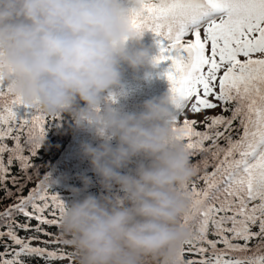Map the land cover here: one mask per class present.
<instances>
[{"label":"clouds","instance_id":"clouds-1","mask_svg":"<svg viewBox=\"0 0 264 264\" xmlns=\"http://www.w3.org/2000/svg\"><path fill=\"white\" fill-rule=\"evenodd\" d=\"M143 36L128 0H0V74L12 94L67 114L99 140L81 150L102 191L66 204L60 226L79 264H183L181 247L193 237L182 218L195 172L172 124V95L146 100L139 112L104 103L127 95L125 65L137 73L157 67L149 48L130 44ZM82 180L78 195L92 183Z\"/></svg>","mask_w":264,"mask_h":264},{"label":"snow or ice","instance_id":"snow-or-ice-1","mask_svg":"<svg viewBox=\"0 0 264 264\" xmlns=\"http://www.w3.org/2000/svg\"><path fill=\"white\" fill-rule=\"evenodd\" d=\"M128 4L136 32H151L158 38L154 63H169L164 74L176 109L173 127L183 131L190 154L201 157L195 167L201 171L204 187L185 186L192 209L182 223L191 232L196 225L197 232L181 247L183 264H264V0H128ZM189 35L194 38L186 39ZM189 106L194 114L221 107L231 115L205 116V130L198 131V121L185 115ZM21 107L26 116L19 114ZM47 128L43 112L15 97L0 74V191L5 198L16 197L0 212V229H4L0 240L6 236L11 241L0 252V264H25L24 257L51 264L73 255L33 245L68 244L47 230L61 228L66 211L61 196L49 192V176L28 195L22 194L21 185L32 179L29 170L37 168L31 158L42 147ZM25 132L29 155L21 143ZM7 139L14 141L12 147L5 143ZM17 162L21 177L11 173ZM18 216L24 217L23 223ZM17 230L51 239L21 237ZM209 234L217 239H208ZM253 239L257 244L250 247ZM221 244L223 248L218 247ZM186 253L198 258L185 260Z\"/></svg>","mask_w":264,"mask_h":264},{"label":"trees","instance_id":"trees-1","mask_svg":"<svg viewBox=\"0 0 264 264\" xmlns=\"http://www.w3.org/2000/svg\"><path fill=\"white\" fill-rule=\"evenodd\" d=\"M157 39L153 33L146 32L139 44L135 42H130L133 47H146L149 48L151 54L156 57L159 55V46L157 44ZM169 67V63H161L155 68L142 69L139 73L135 72L127 65L124 66V84L127 88V95L118 97L117 100L113 101L110 98H106L104 101L105 104H113L114 107L120 108L125 112H139L143 108V104L146 100L152 98L162 97L165 94H171V84L167 79V76L164 74ZM145 72L150 73L147 79L144 78ZM21 116L27 115V110L21 107L19 110ZM46 117L48 122L47 136L46 139L41 141L42 147L37 150V155L31 158V163L37 166L34 170H29V174L32 175L31 181H24L21 185L23 187V195H28L29 191L33 188H36L42 180H44L45 175L49 176L50 180L54 183L49 186L50 193H58L61 198L65 201L66 204L70 205L76 199H82L87 194L100 195L102 189L99 183V177L93 171L90 161L84 157L81 150V145L84 143L98 144L99 140L95 136L94 129L92 128H78L75 125V122L67 114L62 115H50L47 112L41 110ZM176 112V109H175ZM231 115L230 112H222L220 109L214 112H210L208 116H217V115ZM186 115V113H185ZM186 117L189 118L187 115ZM184 116L180 117L182 124ZM236 122H234L235 124ZM198 131H204L205 126H196ZM235 135V133H234ZM25 136H21V143L25 144ZM12 147L14 141L7 139L5 141ZM113 145L115 146L117 141L112 140ZM210 142H206V145ZM224 141L221 140V146H224ZM25 155H29L27 152V144H25ZM4 159L7 161L8 153L4 154ZM201 160L200 156H192L191 161L194 167L195 175L192 177L191 182L188 184L189 188L193 184L197 188H203L204 183L200 180L201 171H199L195 166L198 161ZM211 163V161H210ZM134 167V166H133ZM209 171L212 169L209 168ZM127 171V170H125ZM11 173L16 177H21L24 174L20 171L18 162L11 166ZM87 176L91 178V185L88 187L87 191H81L79 195L74 191V189H84V183L82 177ZM7 187L12 189L13 192H16V188L8 183ZM16 202V197L5 198V193L0 191V212H3L7 207ZM16 219L23 223L24 217L18 216ZM32 225H36V221L33 220ZM230 226V225H226ZM4 230V229H0ZM48 231L61 235L63 240L69 239L65 234H63L61 228L49 227ZM253 231H257V228H253ZM18 235L21 237H29L34 235H40L41 240H49L50 237L43 236L39 233L33 231H23L17 230ZM197 226H193V237L196 235ZM211 233V227H210ZM208 239L215 240L216 236L209 234ZM243 244V241H234ZM11 244V241L5 236L3 240H0V252L4 251V244ZM257 244V240L253 239L251 241L250 247H253ZM34 246L48 247L50 250L63 249L66 253H72L71 258H64L60 260H54L51 264H79L77 254L75 250L69 244H50L44 245L39 242H33ZM202 246H207L202 243ZM218 247L223 248L224 246L218 245ZM251 254V253H249ZM10 258V257H9ZM198 257H193L190 254H185L184 259H193ZM25 264H45V261L41 258H28L24 257Z\"/></svg>","mask_w":264,"mask_h":264},{"label":"rangeland","instance_id":"rangeland-1","mask_svg":"<svg viewBox=\"0 0 264 264\" xmlns=\"http://www.w3.org/2000/svg\"><path fill=\"white\" fill-rule=\"evenodd\" d=\"M202 37H203V31H202ZM193 38H194L193 36L189 35L186 39L190 40ZM219 109L222 111L221 107H217L215 109H207V110L202 111L201 113L194 114L191 112L190 106H189V108L185 110V113L189 118L198 121V123L196 124L197 126H202L205 116H208V114L210 112H214V111L219 110Z\"/></svg>","mask_w":264,"mask_h":264}]
</instances>
